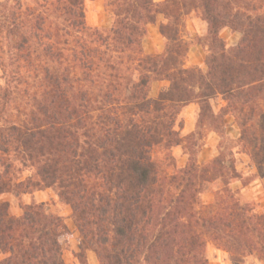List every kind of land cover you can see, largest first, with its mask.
Returning <instances> with one entry per match:
<instances>
[{
	"label": "trees",
	"instance_id": "1",
	"mask_svg": "<svg viewBox=\"0 0 264 264\" xmlns=\"http://www.w3.org/2000/svg\"><path fill=\"white\" fill-rule=\"evenodd\" d=\"M84 1L0 0V196L53 189L71 209L81 264L89 250L99 264H208L210 241L264 262V212L228 187L242 178L231 153L199 164L185 141L194 134L175 129L194 101L197 125L221 137L232 116L239 146L264 176V0H106L109 27L86 24ZM193 8L208 27L206 71L185 66L180 25ZM158 14L163 50L145 54ZM225 27L240 33L230 48ZM217 96L226 105L215 112ZM177 146L188 161L168 173L153 151ZM218 180L223 188L202 203L205 185ZM20 209L12 215L0 201V264H65L63 217L42 203Z\"/></svg>",
	"mask_w": 264,
	"mask_h": 264
},
{
	"label": "rangeland",
	"instance_id": "2",
	"mask_svg": "<svg viewBox=\"0 0 264 264\" xmlns=\"http://www.w3.org/2000/svg\"><path fill=\"white\" fill-rule=\"evenodd\" d=\"M34 0H21L26 5H33ZM161 2L163 0H154ZM85 21L90 27H109L112 23L111 12L106 6V0H85ZM166 19L162 14H158L156 22L147 27V34L143 40V51L145 54L161 53L164 46V39L159 32L160 23H165ZM207 23L203 19L199 8L191 9L181 19L180 36L188 44V51L185 66H197L202 71H206L205 58L208 54L206 47ZM226 48L235 46L240 39V33L230 29L222 28L219 32ZM3 84L2 72L0 69V86ZM168 86L167 81L154 82L150 89V96H156L160 90ZM213 110L219 111L226 105L221 96H217L211 101ZM199 104L197 101L191 102L185 107L177 117L175 129L179 131L181 137H187L191 133L194 135L185 141L192 146L196 152V160L199 164L210 162L219 155L221 151L231 153L227 155L235 163L236 170L241 174V180H230L228 187L235 191L236 196L242 204L251 207L255 212H264V176H258L254 166L251 165L249 157L239 146L237 139L239 129L232 116L225 117V136L221 137L218 133L210 130L207 126L197 125ZM153 158L160 163L163 169L172 173L174 168H181L187 164L188 153L182 146L173 147L169 154L157 148L153 151ZM21 177L29 175L28 171H23ZM242 181H246L243 185ZM223 188V183L218 180L206 184L204 191L200 195L202 203L207 204L213 201L215 193ZM0 201L9 204V211L12 215L21 213L20 207L28 203H42L47 212L58 214L63 217L64 222L71 231V237L62 243V256L65 264H81L77 258L79 251L80 238L77 229L71 219L70 207L61 202L55 191L46 188L30 194L16 197L10 193L0 196ZM87 264H99L98 259L92 251H86ZM3 254L0 253V259ZM206 257L208 264H237L234 259L239 260L238 264H264L257 253L245 255L237 258L224 250L216 243L210 241L206 245Z\"/></svg>",
	"mask_w": 264,
	"mask_h": 264
}]
</instances>
